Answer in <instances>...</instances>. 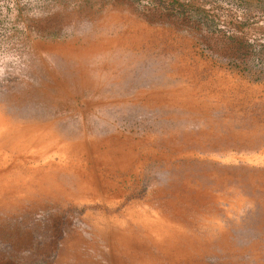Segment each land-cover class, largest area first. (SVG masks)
<instances>
[{
	"label": "rangeland",
	"instance_id": "obj_1",
	"mask_svg": "<svg viewBox=\"0 0 264 264\" xmlns=\"http://www.w3.org/2000/svg\"><path fill=\"white\" fill-rule=\"evenodd\" d=\"M226 5L0 0V264H264V71L189 17Z\"/></svg>",
	"mask_w": 264,
	"mask_h": 264
},
{
	"label": "trees",
	"instance_id": "obj_2",
	"mask_svg": "<svg viewBox=\"0 0 264 264\" xmlns=\"http://www.w3.org/2000/svg\"><path fill=\"white\" fill-rule=\"evenodd\" d=\"M226 6H214L209 12L196 10L189 17L211 31L227 29L236 61L244 68L258 67L264 71V42L238 36L244 26L264 20V0H227Z\"/></svg>",
	"mask_w": 264,
	"mask_h": 264
}]
</instances>
